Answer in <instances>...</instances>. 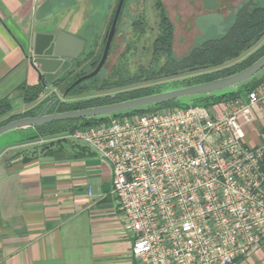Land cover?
I'll use <instances>...</instances> for the list:
<instances>
[{"label": "built area", "instance_id": "2783aa9c", "mask_svg": "<svg viewBox=\"0 0 264 264\" xmlns=\"http://www.w3.org/2000/svg\"><path fill=\"white\" fill-rule=\"evenodd\" d=\"M260 104L264 81L210 108L108 115L57 139L109 165L132 264H234L264 241V149L246 143Z\"/></svg>", "mask_w": 264, "mask_h": 264}, {"label": "crops", "instance_id": "0c3cea01", "mask_svg": "<svg viewBox=\"0 0 264 264\" xmlns=\"http://www.w3.org/2000/svg\"><path fill=\"white\" fill-rule=\"evenodd\" d=\"M78 1L0 0V101L7 99L12 109L25 104L21 87L40 83L34 55L48 48L51 37L66 36L64 53L78 48L73 39H79L83 52L87 41L76 35L89 16L77 27L67 10ZM26 134L18 132L0 149V264H132L109 165L80 142L14 143ZM50 141L61 142L48 146ZM246 143L264 149V104L252 108ZM234 264H264V241Z\"/></svg>", "mask_w": 264, "mask_h": 264}, {"label": "trees", "instance_id": "16d2710c", "mask_svg": "<svg viewBox=\"0 0 264 264\" xmlns=\"http://www.w3.org/2000/svg\"><path fill=\"white\" fill-rule=\"evenodd\" d=\"M118 2V0H116ZM117 2L111 12V16L107 23L108 31ZM126 0H124L118 23L121 19ZM159 33L152 43V58L154 63H150L146 68L140 67L138 72L132 76L126 75L119 68L111 71L108 79H99V74L85 80L71 89L64 97H76L86 92H102L113 89L121 90L115 95H107L100 98L85 99L73 102L61 101L58 112L71 110H79L88 107L100 106L114 102L125 101L128 99L139 98L152 95L162 91L191 86L199 83L208 82L214 79L223 78L251 65L260 56L264 54V44L256 51L247 55L242 61L233 65L229 63L237 60L241 55L246 53L261 39L264 38V2L259 0H249L238 7L233 15V22L227 28L224 34L216 38H207L201 40L194 45L187 54L180 58L174 57L171 50L172 26L165 17L163 10L160 8ZM143 27L141 19L133 23L134 31ZM107 34V32H106ZM106 34L103 36V44L101 45V53L104 47ZM101 53H97L95 46L87 51H83L81 56L72 63L66 73L53 82V86L59 84L64 85L66 90L76 79L91 72L98 63ZM159 59H163V63H157ZM85 66V67H84ZM89 68V71L86 69ZM259 76V77H258ZM181 77L178 81L171 84H160L157 81L161 79H171ZM185 77V78H183ZM264 81V69L252 77L250 80L237 85L235 91H226L222 94H210L192 97L191 105H180L179 101H168L158 103L147 107L137 108L125 112L113 114L111 116H130L142 113H154L173 108H185L188 106H201L210 108L221 102L234 99L246 95L255 89L256 86ZM149 83L148 85H140ZM140 85V86H139ZM135 86L131 89L129 87ZM23 92V101L26 105L34 103L40 94L45 90L43 82L34 87H21ZM64 90V92H65ZM197 103V105H196ZM44 104V103H43ZM42 107V106H41ZM56 104L53 105L49 113L53 112ZM11 103L7 99L0 101V117L11 111ZM39 109H32L26 114L17 117H11L5 123L14 119L34 116L39 113ZM106 116L77 119L69 121L53 122L44 126L31 127L37 130L38 134L48 139L60 137L62 134L71 132L72 130L83 128L86 126L97 124L104 121ZM3 123V124H5ZM3 124H0L3 125ZM30 128V127H29ZM56 141L48 143V146L60 143Z\"/></svg>", "mask_w": 264, "mask_h": 264}, {"label": "rangeland", "instance_id": "374dc122", "mask_svg": "<svg viewBox=\"0 0 264 264\" xmlns=\"http://www.w3.org/2000/svg\"><path fill=\"white\" fill-rule=\"evenodd\" d=\"M95 3H84L79 0L76 4L67 7L72 15V22L75 26L81 25L85 20L84 28L77 33V37L87 41V46L83 51H87L95 46L97 53H101L103 36L106 34L107 23L111 12L116 4V0H92ZM249 0H126L121 19L118 23L114 39L111 43L109 55L103 67L99 71V79H108L111 71L119 68L126 75L132 76L137 73L140 67L146 68L153 62L152 43L159 33L160 8L172 26L171 50L176 58L187 54L189 50L203 39L216 38L225 33L233 22V15L238 7ZM264 2V0H259ZM61 15H57L58 22ZM143 21V27L134 31L133 23L136 20ZM89 31V34L85 33ZM92 43V44H90ZM264 44V38L256 45L241 55L237 60L229 63L233 65L242 61L247 55L258 50ZM83 53V52H82ZM81 53V54H82ZM79 55V57L81 56ZM157 63H163L159 59ZM85 67V66H84ZM89 71V68L86 69ZM259 77V76H258ZM185 78V77H183ZM181 77L171 79H161L157 83L171 84L178 81ZM142 83L140 85H148ZM139 85V86H140ZM135 86L129 87L131 89ZM232 89V88H231ZM231 89L222 90L213 94H222ZM64 85L59 84L55 87L47 88L38 99L29 105H16L11 111L0 117V124L5 123L11 117L22 116L30 110L39 109L50 97H55L59 101L73 102L85 99L100 98L107 95H115L121 90L113 89L102 92H86L76 97H64ZM180 105H191L192 97H184L178 100ZM197 105V103H196ZM19 106V107H18ZM170 109L164 110L168 111ZM18 132L26 134L24 140L14 143H31L38 139L45 141L56 139L42 137L34 128L21 129ZM18 132L10 131L0 136V149L6 144L18 139ZM63 135V134H62Z\"/></svg>", "mask_w": 264, "mask_h": 264}, {"label": "water", "instance_id": "95a60500", "mask_svg": "<svg viewBox=\"0 0 264 264\" xmlns=\"http://www.w3.org/2000/svg\"><path fill=\"white\" fill-rule=\"evenodd\" d=\"M123 3L124 0H118L117 2L98 63L91 72L76 79L65 90L64 95H66L71 89L81 82L96 76L103 67L109 55L111 43L115 36L116 25ZM64 37L66 36L63 33L57 35L56 39L51 37L48 48L44 51H38L34 55V61L38 65L39 79L43 82L44 87L52 84L58 78L63 76L71 67L72 62L77 59V57L82 52L84 42L79 39H73L75 40L78 48L76 47V49H74L72 52L64 53L61 50ZM262 69H264V54L248 67L223 78H218L191 86L170 89L139 98L65 112H58V107L61 101L57 100L55 97H51L41 109V111L36 115L17 118L1 125L0 136L10 131H16L29 127L44 126L53 122L108 116L158 103L177 101L184 97L210 95L218 91L236 87L237 85L250 80ZM55 104V110L49 113L50 108Z\"/></svg>", "mask_w": 264, "mask_h": 264}, {"label": "flooded vegetation", "instance_id": "af4514ba", "mask_svg": "<svg viewBox=\"0 0 264 264\" xmlns=\"http://www.w3.org/2000/svg\"><path fill=\"white\" fill-rule=\"evenodd\" d=\"M114 39V38H113ZM79 58V56L77 57V59ZM77 59H75V60H77ZM75 60L72 62V63H74L75 62ZM62 77V76H61ZM60 77V78H61ZM59 79V78H58ZM57 79V80H58ZM51 98V97H50ZM50 99H48L43 105H42V107H41V109L44 107V105L49 101ZM41 109L39 110V112L41 111Z\"/></svg>", "mask_w": 264, "mask_h": 264}]
</instances>
